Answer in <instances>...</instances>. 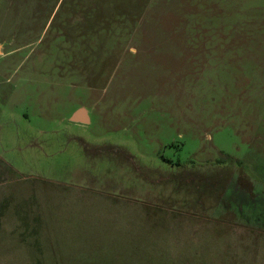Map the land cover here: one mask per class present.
Segmentation results:
<instances>
[{"label":"rangeland","instance_id":"rangeland-1","mask_svg":"<svg viewBox=\"0 0 264 264\" xmlns=\"http://www.w3.org/2000/svg\"><path fill=\"white\" fill-rule=\"evenodd\" d=\"M0 264H264V0H0Z\"/></svg>","mask_w":264,"mask_h":264},{"label":"water","instance_id":"water-1","mask_svg":"<svg viewBox=\"0 0 264 264\" xmlns=\"http://www.w3.org/2000/svg\"><path fill=\"white\" fill-rule=\"evenodd\" d=\"M72 122L85 124L88 122V117L83 109L78 110L71 118Z\"/></svg>","mask_w":264,"mask_h":264},{"label":"crops","instance_id":"crops-1","mask_svg":"<svg viewBox=\"0 0 264 264\" xmlns=\"http://www.w3.org/2000/svg\"><path fill=\"white\" fill-rule=\"evenodd\" d=\"M87 115V114H86Z\"/></svg>","mask_w":264,"mask_h":264}]
</instances>
